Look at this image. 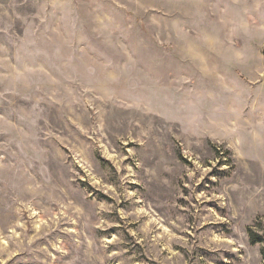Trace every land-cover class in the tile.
Masks as SVG:
<instances>
[{"label":"rangeland","instance_id":"374dc122","mask_svg":"<svg viewBox=\"0 0 264 264\" xmlns=\"http://www.w3.org/2000/svg\"><path fill=\"white\" fill-rule=\"evenodd\" d=\"M0 264H264V0H0Z\"/></svg>","mask_w":264,"mask_h":264}]
</instances>
